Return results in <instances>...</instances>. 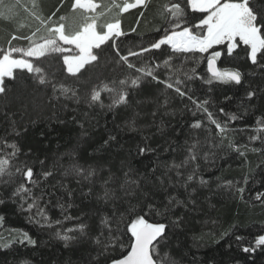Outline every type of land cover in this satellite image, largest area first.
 I'll return each instance as SVG.
<instances>
[{"label": "trees", "instance_id": "1", "mask_svg": "<svg viewBox=\"0 0 264 264\" xmlns=\"http://www.w3.org/2000/svg\"><path fill=\"white\" fill-rule=\"evenodd\" d=\"M170 2L186 7L185 0H146L118 17L115 10L107 12L101 23L119 18L124 35L94 49L98 59L76 75L63 64V55L75 54L69 52L28 58L43 70L44 84L27 70L4 78L0 158L9 160L10 175L0 176V264H112L130 251L126 225L141 215L168 226L154 255L161 264H264V245H255L264 235V55L258 54L254 65L242 44L231 56L224 45L208 53L162 45L129 57L135 66L130 69L120 56L165 35L171 25L164 5ZM71 3L0 0V55L29 46L24 39L12 40L13 34L27 36L39 28L37 35H45L40 20L48 22L53 13L49 27L61 23V16L79 22ZM250 6L264 23V0H251ZM204 15L186 7L175 23L192 28ZM213 50L222 52L217 68L241 73L239 84L207 83V56ZM138 68L151 69L158 79ZM61 85L70 90L67 95ZM104 85L114 91H101L100 99L91 101L92 90ZM120 92L126 100L114 105ZM209 113L227 126L225 133H218ZM196 122L200 127H193ZM140 148L147 150L140 153ZM27 167L33 169L32 181L22 175ZM44 172L51 175L45 178ZM21 184L31 194L14 195ZM25 232L35 244L20 242ZM57 233L73 239L66 243ZM246 247L253 250L243 251Z\"/></svg>", "mask_w": 264, "mask_h": 264}, {"label": "snow or ice", "instance_id": "2", "mask_svg": "<svg viewBox=\"0 0 264 264\" xmlns=\"http://www.w3.org/2000/svg\"><path fill=\"white\" fill-rule=\"evenodd\" d=\"M251 0H185L186 7L193 12L206 13L202 19L192 27L184 26L180 28L179 23L175 21H182L185 16L186 7L182 6L180 2H170L164 5V11L168 14V22L171 25L169 30H166L165 35L160 39L152 42L148 48H141L139 52L130 51L127 56H120V60L128 64L130 69L135 68L131 63H128V59L131 56H140L153 49H160L162 45L170 46L175 52H200L208 53L209 49H213L214 45H226L227 54L231 56L234 49L240 44L246 46L245 51L247 58L252 64L258 63V54L264 55V23L259 19L258 12L250 6ZM146 4V0H124L123 4L117 2V0H111L110 5H102L95 2V0H72L71 12L79 15V22L76 19L69 16H61V23L49 27L48 22L53 20V16L48 17V22L40 20L41 25L44 28L45 35L38 36L40 29L32 32L31 35L17 36L12 35L11 39H24L29 42V46L25 48L11 47L3 54L0 55V93L5 92L3 87V81L5 77L13 78L14 70H27L29 73H36L39 75V82L41 84L46 83L45 76L42 74L43 70L39 67H35L33 62L28 58H41L52 53H69L74 52L73 55H63V64L66 67V71L69 74L76 75L80 72L85 65L96 61L98 57L94 55L93 50L101 48L102 45L113 41V38L124 35L121 30V21L119 18H114L112 22L101 23L103 17L107 12L116 11V17L120 14L127 12L130 9L137 8ZM101 9H104L101 11ZM2 15V13H0ZM34 15V14H33ZM36 19L40 17L36 16ZM200 29L197 33L195 30ZM66 45L67 47H63ZM13 53H21V56L14 57ZM222 56L221 51L213 50L210 55L207 56L208 72L210 78L207 83L212 81H219L222 83L235 82L237 84L241 81V73L238 70H228L217 68V58ZM168 64V61H165ZM144 75L150 76L153 79H158L153 75L151 69H135ZM195 74V69L192 70ZM191 79V77H189ZM139 82V77L133 78L131 84L136 86ZM121 85L127 84L126 80L119 82ZM179 84V81H177ZM166 87L172 89L174 85L167 83ZM62 94L67 95L69 89L60 86ZM101 91L113 92L114 89L104 85L102 89H93L91 92V101L95 102L100 99ZM175 91L180 96H185L186 93L176 86ZM74 95V93H73ZM249 97L254 95L253 92L247 93ZM126 93L120 92L118 98H114L113 104H120L125 102ZM204 103H207L205 101ZM198 108H203V104H197ZM223 111V110H221ZM211 119V113H209ZM231 119H236L235 115H231ZM211 123L215 125L218 133L223 134L227 131L226 125H221L215 119H211ZM193 127H200V123L196 122ZM109 139H114L110 137ZM256 139V137H252ZM108 141H105L107 143ZM13 148L12 156L16 155V145L12 144ZM147 149L140 148L139 152L143 153ZM191 151V149H190ZM243 154V153H242ZM193 155L191 159H195ZM9 160L0 158V176L8 173ZM75 168V166H74ZM17 172H21V168H17ZM77 172L82 171L76 168ZM22 175L28 181H32L34 175L32 167H27L22 171ZM51 175V172H44L43 176L47 178ZM88 175H92L89 171ZM189 181L194 177L189 175L187 178ZM134 183V182H133ZM201 183H206L201 181ZM239 192H243L244 189H238ZM18 193H30V189L21 184L14 195ZM107 196L108 193L106 192ZM264 195V194H261ZM260 199V195L257 196ZM179 203V201H177ZM34 204H29V208H32ZM151 208V205H149ZM159 214V213H158ZM102 223L107 224L108 221L104 220ZM173 223H176L175 221ZM168 226L164 223H149L144 216H136L131 218L130 223L126 225V230L131 234L130 251L127 255L121 259L113 260L112 264H161L160 258L154 259V253L158 252L157 245L164 238L166 228ZM84 226H80V231L83 232ZM71 231V230H69ZM57 236L64 240L66 243L73 239L68 235H61L57 233ZM242 239L237 237V240ZM26 241L28 244H35L28 234L23 233V243ZM112 243H116V238L111 239ZM256 247L264 245V235H260L255 240ZM250 248H244L243 251L248 252ZM167 254H165V257Z\"/></svg>", "mask_w": 264, "mask_h": 264}, {"label": "rangeland", "instance_id": "3", "mask_svg": "<svg viewBox=\"0 0 264 264\" xmlns=\"http://www.w3.org/2000/svg\"><path fill=\"white\" fill-rule=\"evenodd\" d=\"M205 15H206V13H205ZM165 46H167L170 50H173L170 46H168V45H165ZM216 46H219V45H214L213 46V48L214 47H216ZM225 47H226V45H224ZM210 50V49H209ZM226 51H227V48H226ZM200 53V52H199ZM65 69H66V67H65ZM6 78V77H5ZM154 255H155V253H154Z\"/></svg>", "mask_w": 264, "mask_h": 264}, {"label": "water", "instance_id": "4", "mask_svg": "<svg viewBox=\"0 0 264 264\" xmlns=\"http://www.w3.org/2000/svg\"><path fill=\"white\" fill-rule=\"evenodd\" d=\"M216 66V65H215ZM207 69H208V65H207Z\"/></svg>", "mask_w": 264, "mask_h": 264}, {"label": "crops", "instance_id": "5", "mask_svg": "<svg viewBox=\"0 0 264 264\" xmlns=\"http://www.w3.org/2000/svg\"><path fill=\"white\" fill-rule=\"evenodd\" d=\"M96 2V1H95ZM97 3V2H96Z\"/></svg>", "mask_w": 264, "mask_h": 264}]
</instances>
